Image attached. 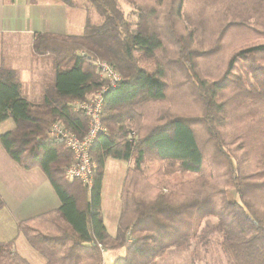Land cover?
<instances>
[{
    "label": "trees",
    "instance_id": "1",
    "mask_svg": "<svg viewBox=\"0 0 264 264\" xmlns=\"http://www.w3.org/2000/svg\"><path fill=\"white\" fill-rule=\"evenodd\" d=\"M57 1L82 6L87 18L79 35L34 36L32 54L46 58L53 73L41 98L26 100L12 72L0 70V123H14L0 144L23 169H40L60 201L17 224L29 247L44 264H105L101 250H121L112 264H156L171 249L207 244L201 225L214 218L211 230L220 234L228 264H264V35L239 38L227 50L222 43L230 33H257L250 25L261 18L264 0L243 1L240 10L231 0H198L201 21L187 11L189 0ZM205 24L217 38L199 35ZM220 52L227 58L223 71L205 76L198 63ZM94 60L107 62L121 81L104 93L106 133L91 152L97 169L87 191L66 178L72 155L48 139V130L59 122L85 135L87 120L72 103L106 87ZM170 67L200 104V118L172 110ZM199 126L213 144L207 159ZM108 159L129 164L114 236L100 213ZM0 264L30 263L10 241L0 242Z\"/></svg>",
    "mask_w": 264,
    "mask_h": 264
},
{
    "label": "crops",
    "instance_id": "2",
    "mask_svg": "<svg viewBox=\"0 0 264 264\" xmlns=\"http://www.w3.org/2000/svg\"><path fill=\"white\" fill-rule=\"evenodd\" d=\"M83 17L82 9L57 0H0V70L12 72L22 96L29 102H37L53 79L46 58L32 54L34 36L79 35ZM8 122L0 123V135L14 127ZM128 165L114 159L106 160L104 165L100 213L110 236L116 234ZM0 198L4 203L0 211V242L13 241L15 252L30 264H44V259L18 232L17 224L59 208L60 201L40 169H23L10 159L1 144ZM117 253L121 255V250Z\"/></svg>",
    "mask_w": 264,
    "mask_h": 264
},
{
    "label": "rangeland",
    "instance_id": "3",
    "mask_svg": "<svg viewBox=\"0 0 264 264\" xmlns=\"http://www.w3.org/2000/svg\"><path fill=\"white\" fill-rule=\"evenodd\" d=\"M233 1L235 2V5L232 6L235 8V10H240L241 7L245 6L243 1H245V3L248 4L249 0L248 1L231 0V3H233ZM253 1L255 2L256 0H251V2ZM198 4H199L198 0H189V5L188 6L186 5V9L189 12V14L193 16V19L198 18L197 20L201 21L200 19H202L201 17L203 15L202 12L199 11ZM252 5H246V6H252ZM80 8L82 9V11H84L82 6ZM122 8L126 14L130 13V8L128 7V5L122 3ZM206 14L208 18L209 12L207 11ZM260 16L261 18L259 17L256 23H251L250 25L256 28L257 33L246 32V31H242V32L249 34L243 35L241 34V31L233 35L232 33H230L226 39L222 40L223 49L227 50L228 45H232V43L238 42L239 38L243 39V41L247 39H249L250 41H256L257 39H260L261 36L264 35V11L260 14ZM83 18L84 21H86L87 15L85 11ZM92 18L93 21L95 22H98L99 20L98 17L95 15H93ZM82 28L83 25L80 28V34L82 33L83 30ZM201 30L203 31H199L198 32L199 35L207 39L218 37V35L211 37L212 33L209 31V27L207 24H205L204 28ZM226 61L227 58H225L224 55L220 52L215 56L209 57L203 62H199L198 68L202 70L203 73H205L204 74L205 76H211L215 78L218 77L223 71ZM167 71H168L167 82L169 83L168 102L172 106V110L175 113L181 114L182 116L200 118L201 106L198 102H195L193 100V96L190 90L188 89V86H183L181 84L180 81L182 80V77L178 75L177 70L173 67L168 68ZM150 72H151V68L148 70V73ZM8 123H13V122L12 120H9ZM52 124L49 127L48 134ZM199 127L200 128H198V134H199V138H201V147L202 150L204 151L205 158L207 159L211 155H213L212 153L213 144L207 142V137L203 131L205 127L204 128L201 126ZM215 223H216V219L206 218L203 220V223L201 225V229L204 230L205 237L208 239L207 244L202 245V244L191 243L189 246L185 245L179 248L171 249L166 252V255H163L162 258L158 259L157 260L158 262L156 261V264H193V261L195 262L194 264H228L229 258L227 257V254L222 250V248L219 245L220 234L217 233L216 231L211 230L212 227L215 225ZM193 248H196L197 250L195 256L192 255ZM116 256H118L117 251H106L104 253L105 264H111Z\"/></svg>",
    "mask_w": 264,
    "mask_h": 264
},
{
    "label": "built area",
    "instance_id": "4",
    "mask_svg": "<svg viewBox=\"0 0 264 264\" xmlns=\"http://www.w3.org/2000/svg\"><path fill=\"white\" fill-rule=\"evenodd\" d=\"M97 75L106 82V87L95 92L85 101H74L72 108L82 114L87 120V131L82 138L60 123H53L48 134L51 142L63 144L72 155V162L66 167L64 173L69 181H79L89 191L92 187L94 174L97 169L91 152L99 135L106 133L101 122L104 93L107 88L116 86L120 75L105 61H92ZM104 255V251L101 250Z\"/></svg>",
    "mask_w": 264,
    "mask_h": 264
}]
</instances>
